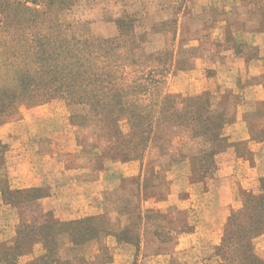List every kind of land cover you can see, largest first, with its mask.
Wrapping results in <instances>:
<instances>
[{
	"label": "rangeland",
	"instance_id": "rangeland-1",
	"mask_svg": "<svg viewBox=\"0 0 264 264\" xmlns=\"http://www.w3.org/2000/svg\"><path fill=\"white\" fill-rule=\"evenodd\" d=\"M29 1L0 0V264H264L260 215H240L260 180L233 183L210 226L192 206L248 153L235 133L264 142V0ZM100 179L94 221L38 204ZM122 205L131 252L111 231L130 225ZM140 225L155 252L139 251ZM228 230L258 261L224 245Z\"/></svg>",
	"mask_w": 264,
	"mask_h": 264
},
{
	"label": "crops",
	"instance_id": "crops-1",
	"mask_svg": "<svg viewBox=\"0 0 264 264\" xmlns=\"http://www.w3.org/2000/svg\"><path fill=\"white\" fill-rule=\"evenodd\" d=\"M255 89L256 91H259L261 93L262 86H257V87L255 86ZM259 98H261V95L260 96L258 95L256 100H258ZM243 111L244 109L241 112ZM238 128L247 129L246 126H242V127L238 126ZM235 134H236V138L232 139L233 142L247 143L248 153L245 154V156H243L242 158L236 159L237 161L236 167H233L232 172L230 173H227L228 172L227 166L221 167V164H220V167L218 168V173H219V178H220L219 190H216V189L209 190V192L203 196V198H207L208 201L202 204H200L199 202L196 204H192L193 208L197 210L198 215L201 216L200 218L206 220L202 222L203 226L212 225L214 216L218 208H220L222 205H227L231 201L232 195L230 196V194L232 192V185H234L233 183L244 184V183H248L249 180L255 183V181L258 182L262 177H264V142L252 141L251 140L252 136L249 135L247 131L245 133H235ZM86 172L88 171L84 169V173ZM103 182H104V179L95 180V181L84 180V183H82L83 186L74 185V188H72L71 193L69 192L66 193V194H69L68 199L65 198L64 200L65 195L64 197L63 196H55V197L51 196V197H47V198H43L42 200H39L38 204L43 202V204L47 206V207L45 206L43 207V209H45V212L48 210H55V209L68 211L69 213L73 214L70 217L72 220L80 219L82 217L100 218L101 216H103V212H104L103 211L104 209H102L103 205L100 204L101 206L99 208L101 209H99L98 208L99 204L94 205L92 203L91 198L94 195L99 196V194L97 193V190H99L100 184H102ZM93 192L94 194H92ZM195 197L194 199H196L197 201V198L199 197L198 196L196 198ZM99 200H101V198L98 199L97 201L98 203H99ZM149 212H150L149 209L145 210V212L143 213L144 219H145V215H148ZM159 212L160 211L153 212V210H151L150 213L153 214V213H159ZM168 213H169L168 217L171 220L174 219L173 224H178L179 222L183 227L188 224L187 221L185 220V210L184 209H181L176 206V207H172L171 210L168 211ZM117 214L123 215L124 217L127 216L129 220L128 222L130 225L128 227H125V225H123L124 227L119 229V227L116 228L115 224L113 223V228L111 229V231L116 241L118 242L124 241V244H122L123 246H119L120 247L119 249H126V250H130L129 252H131L133 248L131 243L133 240L131 238L130 239H127V238L125 239L124 237L119 238V236H121V233H123L125 229L129 228L132 222H134V219H130V218H133L131 209H127L126 205H122L121 207H119ZM179 219H182V221H179ZM140 226L142 227V230L140 232V238H139L140 239L139 251L140 249H143L146 252L147 251L155 252L159 247L156 246V248H154L155 247L154 245L152 246L151 249H149L155 241H158L156 237L155 228L153 230H148L144 225H140ZM204 233L205 231H203L200 228H195L194 230L190 228L189 231L184 233L182 236H184L185 238V235H186L188 238H192L193 240H200L198 236H203ZM106 235L110 236L108 233ZM184 238H182V241L188 240ZM136 249H138V247Z\"/></svg>",
	"mask_w": 264,
	"mask_h": 264
},
{
	"label": "trees",
	"instance_id": "trees-1",
	"mask_svg": "<svg viewBox=\"0 0 264 264\" xmlns=\"http://www.w3.org/2000/svg\"><path fill=\"white\" fill-rule=\"evenodd\" d=\"M17 2H22L23 0H16ZM25 3H28L30 2L29 0H24ZM34 3V2H32ZM100 42H103V43H109L110 41L108 40H100ZM135 120V119H134ZM134 125L135 124H138V122H135L133 123ZM137 127V126H136ZM220 144V143H219ZM128 150L130 151H135L136 149L133 147H126ZM220 148V145H217L216 149ZM215 149L213 148L212 151L210 152L211 155H214L215 154ZM201 164V163H200ZM214 168L216 169V166H214ZM205 170V168H203L202 166H200V170ZM260 182L262 184V189H263V194H262V197L260 199V202L258 204L256 203H253L252 205L250 206H245L244 210L240 213V215H245V212L247 210H250L252 211V213H255L257 212L256 216L260 215V217H256L257 219H260V222H259V226H264V177H262L260 179ZM259 209V210H258ZM250 219H252V216H250ZM88 221H94V218H90L88 219ZM68 224H73V222H70ZM251 225L253 226V223H251ZM257 226V228L259 227ZM233 228H236V229H239V224H237L236 222L233 223L232 227L230 228L233 229ZM263 227H259L258 230H262ZM229 231V230H228ZM256 232V230H255ZM62 234H65V235H68L72 241L76 242L77 241V237H76V234L73 233V231H63L62 233H59V235H62ZM235 232H226L225 233V236H224V245H226L228 248L231 247L233 248V251L235 252H238L241 254V256L244 257V260L245 261H248L249 263H255L256 261H258V259L254 256V254L252 253V250L249 246V243L246 242L245 244L244 241L245 239H243L242 237H238L236 238L235 237ZM241 234H246L245 231H242ZM243 236V235H242ZM45 238H46V235H45Z\"/></svg>",
	"mask_w": 264,
	"mask_h": 264
}]
</instances>
